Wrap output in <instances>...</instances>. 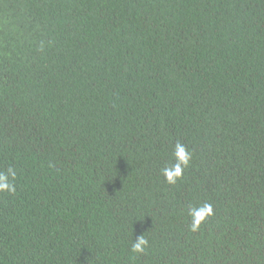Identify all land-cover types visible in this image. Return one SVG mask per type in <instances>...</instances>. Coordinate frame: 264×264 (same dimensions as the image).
I'll list each match as a JSON object with an SVG mask.
<instances>
[{"label": "trees", "instance_id": "trees-1", "mask_svg": "<svg viewBox=\"0 0 264 264\" xmlns=\"http://www.w3.org/2000/svg\"><path fill=\"white\" fill-rule=\"evenodd\" d=\"M0 173V264H264V0H0Z\"/></svg>", "mask_w": 264, "mask_h": 264}, {"label": "clouds", "instance_id": "clouds-1", "mask_svg": "<svg viewBox=\"0 0 264 264\" xmlns=\"http://www.w3.org/2000/svg\"><path fill=\"white\" fill-rule=\"evenodd\" d=\"M176 155L179 158L180 162L187 166L190 160V154L186 152L182 145H176ZM182 172L181 167L177 166L174 171H166L165 175L168 179L170 184H175L176 179L179 178ZM9 174L15 177V172L9 169ZM15 191L14 186L10 184L7 180V177L0 173V192H8L9 194ZM194 223H193V230L199 226V224L205 219V217L211 214V209L208 205H205L202 209L198 211H194ZM147 245V240L141 236L137 239V241L133 244L132 250L134 252H142L144 251L145 246Z\"/></svg>", "mask_w": 264, "mask_h": 264}]
</instances>
